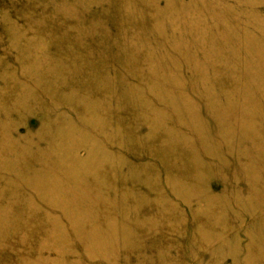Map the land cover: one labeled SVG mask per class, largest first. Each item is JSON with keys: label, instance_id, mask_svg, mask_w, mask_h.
<instances>
[{"label": "rangeland", "instance_id": "374dc122", "mask_svg": "<svg viewBox=\"0 0 264 264\" xmlns=\"http://www.w3.org/2000/svg\"><path fill=\"white\" fill-rule=\"evenodd\" d=\"M0 264H264V0H0Z\"/></svg>", "mask_w": 264, "mask_h": 264}]
</instances>
